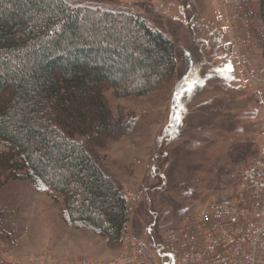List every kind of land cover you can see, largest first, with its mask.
<instances>
[{
  "label": "rangeland",
  "instance_id": "374dc122",
  "mask_svg": "<svg viewBox=\"0 0 264 264\" xmlns=\"http://www.w3.org/2000/svg\"><path fill=\"white\" fill-rule=\"evenodd\" d=\"M65 1L133 13L173 44L174 74L154 91L116 97L106 88L112 114H132L135 124L130 133L93 149L121 191L140 197L127 218L129 234L162 252L167 231L183 227L210 202H229L241 169L264 155L261 43L254 39L247 48L259 81L253 85L232 62L231 46L209 0ZM248 3L250 29L260 35L259 1ZM62 207L59 194L25 181L3 186L0 223L6 239L1 238L0 264H36L45 258L47 264H131L118 263L125 251L119 242L110 244L92 230L66 224ZM156 260L166 263L162 254Z\"/></svg>",
  "mask_w": 264,
  "mask_h": 264
},
{
  "label": "trees",
  "instance_id": "16d2710c",
  "mask_svg": "<svg viewBox=\"0 0 264 264\" xmlns=\"http://www.w3.org/2000/svg\"><path fill=\"white\" fill-rule=\"evenodd\" d=\"M258 1L263 30L253 35L264 61ZM175 63L173 44L133 13L0 0V189L25 181L59 194L66 224L118 243L125 202L93 149L130 133L135 120L115 117L104 91L148 94L173 76Z\"/></svg>",
  "mask_w": 264,
  "mask_h": 264
},
{
  "label": "built area",
  "instance_id": "2783aa9c",
  "mask_svg": "<svg viewBox=\"0 0 264 264\" xmlns=\"http://www.w3.org/2000/svg\"><path fill=\"white\" fill-rule=\"evenodd\" d=\"M132 2L145 0H129ZM219 14L222 31L232 45V60L247 80L258 84L257 70L245 47L251 40L250 19L243 0H211ZM264 131V119L261 127ZM236 193L229 202L208 203L203 210L188 219L181 228L164 235L160 262L127 231L125 221L120 235L124 253L119 262L131 264H264V156L243 168L236 181ZM139 195L123 193L126 217L133 211ZM0 225V244L1 240ZM1 248V247H0ZM36 264H47V259ZM80 264H94L83 261Z\"/></svg>",
  "mask_w": 264,
  "mask_h": 264
},
{
  "label": "snow or ice",
  "instance_id": "6c2138e0",
  "mask_svg": "<svg viewBox=\"0 0 264 264\" xmlns=\"http://www.w3.org/2000/svg\"><path fill=\"white\" fill-rule=\"evenodd\" d=\"M229 70L231 71V66H229ZM185 79H187V77ZM174 119L177 120V123L179 122V118L178 117H174Z\"/></svg>",
  "mask_w": 264,
  "mask_h": 264
}]
</instances>
